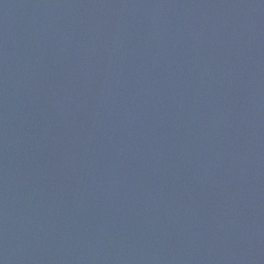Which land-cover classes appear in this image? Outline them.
I'll return each mask as SVG.
<instances>
[{"label": "water", "instance_id": "1", "mask_svg": "<svg viewBox=\"0 0 264 264\" xmlns=\"http://www.w3.org/2000/svg\"><path fill=\"white\" fill-rule=\"evenodd\" d=\"M0 264H264V0H0Z\"/></svg>", "mask_w": 264, "mask_h": 264}]
</instances>
